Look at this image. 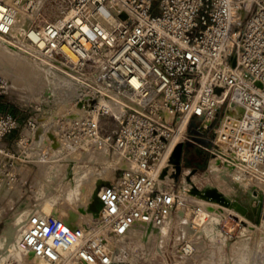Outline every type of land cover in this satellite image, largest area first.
I'll list each match as a JSON object with an SVG mask.
<instances>
[{"label": "built area", "instance_id": "built-area-1", "mask_svg": "<svg viewBox=\"0 0 264 264\" xmlns=\"http://www.w3.org/2000/svg\"><path fill=\"white\" fill-rule=\"evenodd\" d=\"M45 1L58 2L59 14L19 36L20 7L31 13L38 0H0V36L79 77L82 112L66 136L82 148L92 140L108 146L117 167L100 191L98 217L73 226L33 211L23 224L25 250L47 264L114 263L111 238L136 223L165 225L177 210L176 180L192 149L205 157L198 168L227 162L235 179L264 181V0ZM112 104L123 107V118ZM109 116L119 125L102 133ZM44 126L42 117L0 111V186L19 179L20 150Z\"/></svg>", "mask_w": 264, "mask_h": 264}, {"label": "rangeland", "instance_id": "rangeland-1", "mask_svg": "<svg viewBox=\"0 0 264 264\" xmlns=\"http://www.w3.org/2000/svg\"><path fill=\"white\" fill-rule=\"evenodd\" d=\"M47 18L40 16L35 24ZM13 47L8 48L9 53L15 52L18 60L22 57L36 74L17 64L0 62V111L21 117L39 116L45 126L28 151L20 150L22 155L16 162L19 179L12 186H0V264L26 261L19 239L23 224L33 211L63 214V207L77 208L84 212V220L89 221L84 210L89 193L71 198L70 187L80 190L88 184L91 193L95 183L100 179L109 180L110 172L115 173L117 167L108 146L92 140L82 148L83 144L75 135L66 136L71 119L81 115L76 100L82 86L79 83L65 85L70 84L65 76L70 72L56 66L58 75L54 74L41 60ZM120 115L123 118V113ZM118 125L114 116L105 118L101 123L102 133L108 134ZM72 131L75 132L73 128ZM44 132L42 141L37 142L38 135ZM51 133L61 135L63 140L61 144L58 138L60 145L57 144L56 150L49 138ZM13 138L16 136L7 141ZM46 147L51 149L50 153L46 161H41L40 154ZM102 148L107 150V161L101 158ZM193 150L186 155L191 164L182 162V171L186 173L176 180L181 204L165 226L168 232L165 233L163 227L157 233L159 237H152L155 232L150 228H139L126 236L111 238L113 246H120V250H114L116 258L125 264H264V181L250 176L235 179L232 165L227 162L212 164L208 160L198 168L200 160ZM212 165L218 169L213 170ZM57 168L58 175L49 179ZM184 177H187L186 182ZM186 243L193 246L190 254L181 251Z\"/></svg>", "mask_w": 264, "mask_h": 264}, {"label": "bare ground", "instance_id": "bare-ground-1", "mask_svg": "<svg viewBox=\"0 0 264 264\" xmlns=\"http://www.w3.org/2000/svg\"><path fill=\"white\" fill-rule=\"evenodd\" d=\"M60 10H61V6H60V4L57 2V3H52L51 1H45V0H38V2H37V4H36V7L34 8V10H33V13L32 14H27L26 13V10L23 8V7H20V11H19V14H18V17H17V20H16V25H15V28H14V32L16 33V34H18L19 36L21 35V33L25 30V29H27L29 26H32V25H34L35 24V22H37V20L38 19H40V16H43V17H49V15L50 16H52V14L53 15H57V14H59V12H60ZM50 13H52V14H50ZM40 21V20H39ZM40 23V22H39ZM0 38L2 39V40H0V62L1 63H6V64H9V65H11V64H17L21 69H23V70H27V71H30L32 74H36V72H34V70L33 69H30L31 68V66H29L28 67V65H27V63H26V61L25 62H23L22 60H21V58H19V60H18V55L14 52V53H9L10 51H8L9 49V47H12V46H14V47H16V45H14V43L13 42H11L10 40H8V39H6V38H3V37H1L0 36ZM4 40V41H3ZM1 41H3V43L1 42ZM6 44V45H3V44ZM13 47V48H14ZM17 49H19V50H21L19 47H17ZM68 51V50H67ZM68 53H69V55L71 56V57H74V55L71 53V52H69L68 51ZM5 59H6V61H5ZM33 66V65H32ZM37 67H39V66H37ZM33 68H34V66H33ZM39 68H41V67H39ZM47 70H49L50 72H53L54 74H57L58 75V70L56 71L53 67H49ZM46 70V71H47ZM48 71V72H49ZM60 72V71H59ZM65 76H67L66 77V79H69V82H70V84H68V83H65V85H72V84H74V83H78V82H76L78 79H79V77H76V75H74L73 73H70V75H65ZM65 79V78H64ZM68 82V81H67ZM112 106V110H113V112L115 113V114H117V116L118 117H120L121 118V115L120 114H122V113H124V109H123V107L120 105H117V104H112L111 105ZM79 112L81 113L82 111H81V109L79 110ZM119 114V115H118ZM74 115V114H73ZM46 131V130H45ZM46 133L44 132L43 134H39L38 135V137H37V142H41L42 140H40L41 139V137L43 136V135H45ZM51 135V137H49L50 138V140H51V143L52 144H54V148H55V150L56 149H58V145L57 144H59L60 145V140H61V144H62V142H63V140L62 139H60L61 138V135H53L52 133L50 134ZM60 140H59V139ZM60 148V147H59ZM50 150L51 149H47V147H46V150H43V153H42V157H41V160L42 161H46V159H47V155L50 153ZM101 158H103L105 161H107L109 158H108V153H107V150H106V148H102V151H101ZM216 163V160H214L213 162H212V164H215ZM166 166V165H165ZM212 167V169L213 170H216V169H218L217 167H216V165H212L211 166ZM165 169V168H164ZM106 170V169H105ZM168 168H166V170H164V173L166 174L168 171ZM106 171H108V170H106ZM58 173H59V168H57V169H55V170H53L52 172H51V174H50V178L49 179H53V178H55L57 175H58ZM114 171L113 172H110V177H109V180L108 179H100L97 183H95V188L92 190V192L90 193V191H91V189H90V185L88 186V184H85L84 186H82V188H80V190L77 188V187H75V188H73L72 186L70 187V190H69V196L71 197V198H73L75 195H77V197H79V195L80 196H86L88 193H89V200H87V202H85V204H84V206H85V208H84V210L86 211V214L89 216L88 218H89V221H85L84 220V216H85V214H84V212L80 209H71V208H64L63 207V209H62V211H63V214H53V213H46L43 209V211H44V214L45 215H47V216H49V217H52V218H54V217H60V218H62V219H65L66 221H68L69 223H71L73 226L74 225H79V226H85L87 223H89L90 221H91V219L93 218V216H94V212H96L97 210H98V200L97 199H95V196H96V194H97V191L99 190V188H101L107 181H110V180H112L113 178V176H114ZM186 179H187V177H184V180H185V182H186ZM228 209V208H227ZM91 210V211H90ZM21 213V212H20ZM171 218V217H170ZM169 220V219H168ZM169 224V222L167 221V223L165 224V225H162V226H153V225H150V224H148V223H136L135 225H134V227H133V229L129 232V233H132V232H134V231H136V230H138L139 228H142V229H149L150 228V231L151 232H155V234L152 236V237H154V236H158L157 235V233L159 232V230L161 229V228H163V231L165 232V233H167L168 232V230L165 228V226L166 225H168ZM237 225V224H236ZM128 233V234H129ZM152 237H150V238H152ZM159 237V236H158ZM20 240H21V237H20V239H19V246H20V249H21V251H24L25 252V256L27 257V259H26V261L24 262V264H47L46 262H44V261H40V260H38L37 258H35L34 257V255L31 253V252H29V251H27V250H25L22 246H21V244H20ZM120 250V246L119 247H115V246H113L112 245V243L109 241L108 242V252H109V254L112 256V258H113V261L114 262H121V261H119L117 258H116V256H115V254H114V250Z\"/></svg>", "mask_w": 264, "mask_h": 264}, {"label": "water", "instance_id": "water-1", "mask_svg": "<svg viewBox=\"0 0 264 264\" xmlns=\"http://www.w3.org/2000/svg\"><path fill=\"white\" fill-rule=\"evenodd\" d=\"M180 152H181V146H179L178 148H177V153L178 154H180ZM110 184V181H107L101 188H99V190L97 191V194H96V196H95V199H97L98 200V210L96 211V212H94L95 214H94V216L95 217H98L99 216V213H100V210H101V208H102V205H103V203H102V201H101V199H100V191L102 190V188L104 187V186H106V185H109ZM91 211V210H90ZM112 264H125V263H122V262H114V263H112Z\"/></svg>", "mask_w": 264, "mask_h": 264}, {"label": "flooded vegetation", "instance_id": "flooded-vegetation-1", "mask_svg": "<svg viewBox=\"0 0 264 264\" xmlns=\"http://www.w3.org/2000/svg\"><path fill=\"white\" fill-rule=\"evenodd\" d=\"M198 158H199V160L201 159H205V157H203V156H198V155H196Z\"/></svg>", "mask_w": 264, "mask_h": 264}]
</instances>
